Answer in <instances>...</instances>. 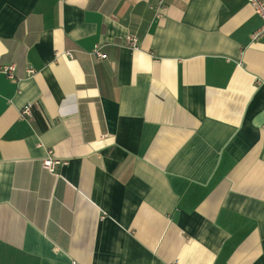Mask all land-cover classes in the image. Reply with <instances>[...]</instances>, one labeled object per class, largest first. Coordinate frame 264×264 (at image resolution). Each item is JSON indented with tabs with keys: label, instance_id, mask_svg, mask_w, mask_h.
I'll use <instances>...</instances> for the list:
<instances>
[{
	"label": "crops",
	"instance_id": "obj_1",
	"mask_svg": "<svg viewBox=\"0 0 264 264\" xmlns=\"http://www.w3.org/2000/svg\"><path fill=\"white\" fill-rule=\"evenodd\" d=\"M261 26L248 0H0V264H264Z\"/></svg>",
	"mask_w": 264,
	"mask_h": 264
},
{
	"label": "built area",
	"instance_id": "obj_2",
	"mask_svg": "<svg viewBox=\"0 0 264 264\" xmlns=\"http://www.w3.org/2000/svg\"><path fill=\"white\" fill-rule=\"evenodd\" d=\"M248 2L252 5L256 14L260 17L262 21V26L252 35V39L253 40L263 39L264 38V0H248ZM158 13H160V11ZM128 43L130 44V47L136 48L138 46V39L135 37H129ZM66 55L72 57V55L69 53H67ZM93 57L96 59V61H103L107 58V55L103 52L102 46H96L93 52ZM16 71H17L16 65L14 64L0 66V73L4 74L9 79H17ZM34 73L35 71L33 69L27 70V75H32ZM32 116H33L32 106H26L22 110V117L31 118ZM67 165H68L67 161L59 160L55 158L52 152H49L48 155L43 160V167L51 174H57L59 168Z\"/></svg>",
	"mask_w": 264,
	"mask_h": 264
},
{
	"label": "trees",
	"instance_id": "obj_3",
	"mask_svg": "<svg viewBox=\"0 0 264 264\" xmlns=\"http://www.w3.org/2000/svg\"><path fill=\"white\" fill-rule=\"evenodd\" d=\"M32 111H33V116L32 118H34L40 128L41 132H45L48 127L47 124L44 120V118L42 117V115L40 114V112H38L37 110L34 109V107H32Z\"/></svg>",
	"mask_w": 264,
	"mask_h": 264
}]
</instances>
